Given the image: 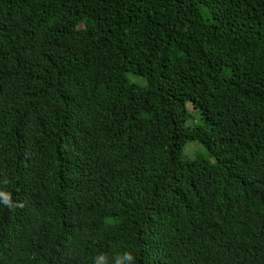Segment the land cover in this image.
Listing matches in <instances>:
<instances>
[{"label":"trees","instance_id":"trees-1","mask_svg":"<svg viewBox=\"0 0 264 264\" xmlns=\"http://www.w3.org/2000/svg\"><path fill=\"white\" fill-rule=\"evenodd\" d=\"M126 251L264 264V0H0V264Z\"/></svg>","mask_w":264,"mask_h":264},{"label":"clouds","instance_id":"clouds-1","mask_svg":"<svg viewBox=\"0 0 264 264\" xmlns=\"http://www.w3.org/2000/svg\"><path fill=\"white\" fill-rule=\"evenodd\" d=\"M4 204L8 207H12L10 197L5 196L3 200ZM95 264H107L105 256L101 255L96 258ZM115 264H135V256L131 251H126L122 256H118L115 260Z\"/></svg>","mask_w":264,"mask_h":264},{"label":"rangeland","instance_id":"rangeland-1","mask_svg":"<svg viewBox=\"0 0 264 264\" xmlns=\"http://www.w3.org/2000/svg\"><path fill=\"white\" fill-rule=\"evenodd\" d=\"M188 109H189L190 112H192L194 114V118L197 120L199 118V116L197 115L196 111H194L190 105L188 106ZM201 149H202V147L199 144H197V143H189L183 149V154L186 155L189 159H193L195 157V155Z\"/></svg>","mask_w":264,"mask_h":264}]
</instances>
